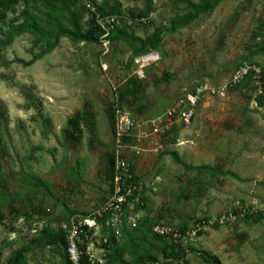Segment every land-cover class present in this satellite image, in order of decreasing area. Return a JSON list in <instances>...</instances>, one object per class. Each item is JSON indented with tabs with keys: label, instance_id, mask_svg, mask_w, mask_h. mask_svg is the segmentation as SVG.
<instances>
[{
	"label": "rangeland",
	"instance_id": "1",
	"mask_svg": "<svg viewBox=\"0 0 264 264\" xmlns=\"http://www.w3.org/2000/svg\"><path fill=\"white\" fill-rule=\"evenodd\" d=\"M88 1L105 14L153 10L148 25L123 32L147 39L160 31L159 46L136 55L142 44L133 38L119 36L104 49L62 38L41 55L23 34L0 48V264H67L61 226L94 213L110 192L111 108L145 123L186 90L217 87L245 63L264 77V0H225L187 24L189 4L202 0H159L154 7L152 0ZM5 31L0 23V40ZM151 51L140 78L135 60ZM37 55L31 65L21 62ZM254 76L252 70L225 95L206 93L194 123L176 129L164 151L129 150L135 174L156 187L111 264H214L213 257L264 264V97ZM84 110L89 120L74 129L69 120ZM237 201L249 209L244 217L233 226L211 225ZM172 221L185 233L204 224L185 236L178 260L169 258L173 242L153 233L156 223Z\"/></svg>",
	"mask_w": 264,
	"mask_h": 264
},
{
	"label": "built area",
	"instance_id": "2",
	"mask_svg": "<svg viewBox=\"0 0 264 264\" xmlns=\"http://www.w3.org/2000/svg\"><path fill=\"white\" fill-rule=\"evenodd\" d=\"M159 0H152L153 7ZM100 29V45L107 48L111 36L123 28L148 25L156 18L154 11L133 15L125 11L120 14L101 13L90 1L84 0ZM155 53L144 54L135 62L139 66L136 74L145 77L144 66L153 62ZM255 72L258 94L264 97V77L260 69L245 63L230 79L217 87L198 85L186 90L162 115L145 123L136 122L131 114L116 105L113 118V152L110 169V192L107 199L91 215H79L61 226L65 239V253L69 264H109L111 250L119 246L126 230L138 228L143 220L142 209L146 197L155 190L156 183L137 176L127 154L130 149L141 154L160 152L166 148L165 140L178 128H189L197 117L199 106L205 94L225 95L227 91L241 84L251 72ZM149 147V148H148ZM249 211L237 201L233 207L219 215L211 225L233 226ZM202 223L192 233H185L175 222H160L153 226V233L170 239L174 244L183 243L185 236H196ZM204 225V224H203ZM202 225V226H203Z\"/></svg>",
	"mask_w": 264,
	"mask_h": 264
},
{
	"label": "trees",
	"instance_id": "3",
	"mask_svg": "<svg viewBox=\"0 0 264 264\" xmlns=\"http://www.w3.org/2000/svg\"><path fill=\"white\" fill-rule=\"evenodd\" d=\"M93 1V0H92ZM225 0H202L198 4H189V14L183 20V24L192 22L200 14H211L215 8ZM94 2V1H93ZM152 3V1H150ZM22 6L18 18L12 22L6 23L9 13H15L18 6ZM100 11V10H99ZM101 12V11H100ZM102 13V12H101ZM105 14V13H104ZM0 23L7 25V31L4 33V39L0 40V48L11 43L12 39L23 34H29L34 39V45L42 48L41 55L52 52L59 44L62 38H68L74 43H100V29L82 0H0ZM125 30V29H124ZM123 29L117 30L111 36V40L121 36L139 41L142 45L136 50L139 55L146 48H157L161 39V32L156 31L152 37L140 39L128 36ZM125 38V39H126ZM39 58L35 56L30 62L21 61L26 65H31L34 60ZM91 107V106H86ZM91 112L84 110L78 111L74 117L69 120V125L74 129L81 128V123L88 121ZM4 112L0 107V118H4ZM109 116L114 118V110H109ZM175 160L179 161L177 153H170ZM235 177V175L233 174ZM61 242L65 246V239L61 236ZM111 250L109 264L116 257V248ZM189 250L195 251L192 247ZM186 247L183 243L172 245L170 259L178 260L183 257ZM66 256V253H65ZM67 264H69L66 256ZM214 264H220L216 257H213Z\"/></svg>",
	"mask_w": 264,
	"mask_h": 264
}]
</instances>
